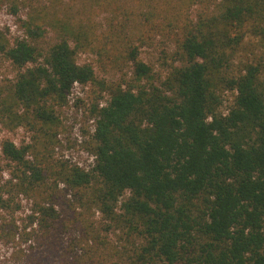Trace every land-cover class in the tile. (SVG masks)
Returning <instances> with one entry per match:
<instances>
[{"label":"trees","instance_id":"16d2710c","mask_svg":"<svg viewBox=\"0 0 264 264\" xmlns=\"http://www.w3.org/2000/svg\"><path fill=\"white\" fill-rule=\"evenodd\" d=\"M95 1L110 13L101 35L54 1L0 0L21 30L11 41L0 28V59L16 70L0 87V128L32 132L30 144L0 145L11 163L0 244L28 264H264V0L137 13ZM48 30L56 41L43 47ZM157 36L174 63L163 78L139 58ZM100 40L98 54L131 77L105 83L77 62ZM248 42L255 51L241 60ZM74 83L108 94L90 105L88 168L53 153Z\"/></svg>","mask_w":264,"mask_h":264},{"label":"rangeland","instance_id":"374dc122","mask_svg":"<svg viewBox=\"0 0 264 264\" xmlns=\"http://www.w3.org/2000/svg\"><path fill=\"white\" fill-rule=\"evenodd\" d=\"M51 1H54L57 6H64L63 8H69L72 13L82 19L89 18L94 22L97 29L99 28L101 35L106 27V18L110 17L108 11H102L104 6H97L95 0H40L41 4L49 5ZM102 4L106 0H99ZM113 5L112 8H116L119 11V8L122 9H132L135 13L140 12L141 10L146 11L147 6H156L163 7L165 6H177L180 5L185 8L187 6L188 0H110ZM92 5V10L89 14L84 10L83 6ZM72 8H71V7ZM195 7H192L193 10ZM116 11V12H118ZM24 10L21 9L19 12L20 16H24ZM120 14V12H119ZM121 19V15L116 20ZM0 28H6L8 31V37L11 41L13 38L21 36V30L18 28L15 18L8 15L4 10L0 11ZM99 32V31H98ZM98 38H100L98 36ZM162 37L157 36L155 45L153 47L142 46L139 49V58L144 62L150 64L154 71L161 76L162 78L169 71V66L174 63L167 57H164L161 49L163 45L161 44ZM255 39H251L254 42ZM56 41L55 34L48 30L44 38L41 41V46L46 47ZM166 50L171 52L173 46L168 44ZM97 48L92 52H82L77 55V62L80 64L88 63L92 66L94 70L95 77L99 81L105 83L116 82L120 80L123 74H126L125 77H131L130 66H126L122 71L115 70L111 67L110 63L107 61L106 57L98 54V50L107 46L102 43V40L97 42ZM255 46L253 44H248L243 49V56L241 60H244L245 57L251 51H255ZM111 52V50H110ZM104 66V68L102 67ZM16 74V70L8 62L0 59V87L5 86L11 81ZM99 98L100 105L104 104L108 98L106 91H101V89L96 84H87L86 86L76 85L73 88L72 94L69 97L68 104L61 108L59 112L60 118V128L57 135L58 144L55 145L53 149L54 157L67 160L71 163H78L84 168H88L92 165V158L90 157L87 150L84 148V143L89 139L90 134L93 132V120L89 117L90 105ZM234 94L233 92L226 91L223 93V104L221 107L222 113H227L230 105L233 103ZM32 132L27 128L20 126L14 129H5L0 128V145L4 139H7L13 142L16 146H21L24 144L32 143ZM11 165L0 152V180L8 177V169ZM22 204V203H21ZM26 211L21 210L14 215L17 224H22V219ZM73 233H76L77 230L73 229ZM17 249V246H5L0 244V264H28L24 261L23 256L17 252L12 253V250ZM17 251V250H16ZM14 252V251H13Z\"/></svg>","mask_w":264,"mask_h":264},{"label":"built area","instance_id":"2783aa9c","mask_svg":"<svg viewBox=\"0 0 264 264\" xmlns=\"http://www.w3.org/2000/svg\"><path fill=\"white\" fill-rule=\"evenodd\" d=\"M76 85H79V84H77V83H74V85H73V88L76 86ZM73 88H72V91H73ZM72 94V93H71ZM70 94V95H71ZM70 95L68 96V101H69V97H70ZM90 155V154H89ZM90 157L92 158V162H93V157L90 155ZM77 165H79L78 163H76ZM93 164V163H92ZM80 166V165H79ZM91 166V165H90ZM82 167V166H81Z\"/></svg>","mask_w":264,"mask_h":264}]
</instances>
